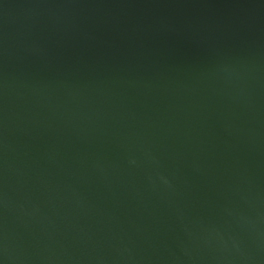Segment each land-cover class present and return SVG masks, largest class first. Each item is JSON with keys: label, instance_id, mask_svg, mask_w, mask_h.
<instances>
[{"label": "water", "instance_id": "95a60500", "mask_svg": "<svg viewBox=\"0 0 264 264\" xmlns=\"http://www.w3.org/2000/svg\"><path fill=\"white\" fill-rule=\"evenodd\" d=\"M0 264H264V0H0Z\"/></svg>", "mask_w": 264, "mask_h": 264}]
</instances>
